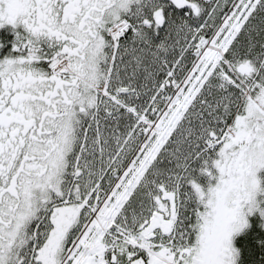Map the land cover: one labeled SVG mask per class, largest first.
I'll use <instances>...</instances> for the list:
<instances>
[{"label":"snow or ice","instance_id":"snow-or-ice-1","mask_svg":"<svg viewBox=\"0 0 264 264\" xmlns=\"http://www.w3.org/2000/svg\"><path fill=\"white\" fill-rule=\"evenodd\" d=\"M264 0H0V264H264Z\"/></svg>","mask_w":264,"mask_h":264},{"label":"flooded vegetation","instance_id":"flooded-vegetation-1","mask_svg":"<svg viewBox=\"0 0 264 264\" xmlns=\"http://www.w3.org/2000/svg\"><path fill=\"white\" fill-rule=\"evenodd\" d=\"M259 176H261L262 178H264V170H261L260 173H258Z\"/></svg>","mask_w":264,"mask_h":264}]
</instances>
